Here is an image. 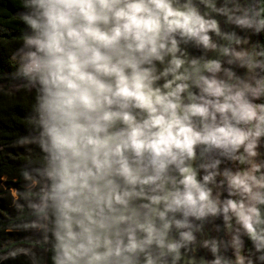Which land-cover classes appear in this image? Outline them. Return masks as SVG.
<instances>
[{
	"label": "water",
	"instance_id": "obj_1",
	"mask_svg": "<svg viewBox=\"0 0 264 264\" xmlns=\"http://www.w3.org/2000/svg\"><path fill=\"white\" fill-rule=\"evenodd\" d=\"M214 1L207 0L209 6ZM217 1L230 11L245 4L250 14L255 12L256 0ZM66 3L74 6L69 9ZM80 3L92 6V20L75 6ZM151 5L158 7L155 21L149 13ZM202 8L203 0H47L46 13H63L67 20L55 21L54 28L46 15L43 45L50 44L54 35L56 42L40 54L46 68L58 264H191L177 251L173 229L178 219H184L187 194L197 179L189 167L192 161L182 154V173L175 172L178 184L166 191L161 218L159 206L137 197L131 171L116 167L124 150L123 132L116 123L125 114L123 92L130 88L133 68L156 67L158 59L150 48L157 40L184 32V43L176 41L181 57L172 53L165 62L189 67L194 56L191 34L195 21L199 25L203 17L195 19L194 11ZM85 29L109 39H96ZM70 32L79 34L83 43ZM97 52L102 59L95 60ZM116 174L125 175L121 183L116 182ZM135 201L140 214L144 210L149 214L147 227L124 208Z\"/></svg>",
	"mask_w": 264,
	"mask_h": 264
},
{
	"label": "flooded vegetation",
	"instance_id": "obj_2",
	"mask_svg": "<svg viewBox=\"0 0 264 264\" xmlns=\"http://www.w3.org/2000/svg\"><path fill=\"white\" fill-rule=\"evenodd\" d=\"M157 8L151 5L149 9L154 21ZM198 15L203 17L199 25L195 21L191 34L194 56L189 67H174L165 62L172 53L181 57L176 41L181 39L184 43L182 32L151 46L150 53L158 59L156 67L133 68L130 88L123 92L125 114L116 123L124 139L116 167L130 170L137 197L156 204L161 212L166 191L178 184L175 172L182 173L179 161L184 154L192 161L189 167L197 175L190 191L194 198L189 199V192L186 198L194 212L188 203L185 206L192 214L188 217L195 234L190 235L178 219L177 229H173L177 251L191 264H232L227 232L229 209L225 205L231 202L226 200L230 195H238L233 190L228 194L226 184L229 175L237 178V142L245 135L242 121L248 110L249 93L258 86L254 75L259 67L260 27L256 7L254 14H250L245 4L230 11L221 1L209 6L203 0L201 12L194 11L195 19ZM251 66L255 67L248 76L247 68ZM245 84H249L246 93ZM124 176L116 174V182L121 183ZM165 177L169 178L163 184ZM215 178L220 179L224 190L223 198L216 201L212 190ZM124 208L147 227L149 214L145 210L140 214L136 201Z\"/></svg>",
	"mask_w": 264,
	"mask_h": 264
},
{
	"label": "trees",
	"instance_id": "obj_3",
	"mask_svg": "<svg viewBox=\"0 0 264 264\" xmlns=\"http://www.w3.org/2000/svg\"><path fill=\"white\" fill-rule=\"evenodd\" d=\"M46 3L47 0H0V237L28 231L25 239L0 247V254L19 244L34 249L30 256L16 257V264H58L45 76L37 78L26 70L27 62L32 60L29 45L34 39H39L36 57L43 52ZM255 7L260 27L259 67L254 75L258 86L249 93L242 130L249 140L251 125L259 124L262 165L255 177L262 180V188L250 229L240 233V217L231 233L232 240L234 233L239 236L245 264H264V0H256ZM33 137L36 141L29 150L17 148ZM236 169L239 182L241 167L236 164ZM42 201L46 207L37 210V203Z\"/></svg>",
	"mask_w": 264,
	"mask_h": 264
},
{
	"label": "rangeland",
	"instance_id": "obj_4",
	"mask_svg": "<svg viewBox=\"0 0 264 264\" xmlns=\"http://www.w3.org/2000/svg\"><path fill=\"white\" fill-rule=\"evenodd\" d=\"M252 43H253V40L250 41V44ZM29 46L32 48V51L30 53H32L31 59H33L36 57V46L33 43L30 44ZM22 53H25V51L21 52V54ZM253 61L254 60L252 58L250 62L251 65H253ZM44 67H45V64H44ZM254 67L255 66H251L247 68L248 73H249L248 76H250V73L252 74ZM244 87H245V93H246L247 89L249 88V84L248 85L245 84ZM245 101H247V98H246V95L244 94V103ZM240 125H238V127ZM251 128H252V132L250 135V139L247 140L245 135H242L238 139L239 142H237L238 147H239V156H240L241 179L239 182H237L236 180H234V177H232V175H229L227 178V184H226L228 194L230 193V190H233L238 195V196H234V198H232L230 195V198H227L226 200L229 201L230 199L231 202L229 203L227 201L228 203L227 205H225V207L229 209L227 210V214H228L227 232H228V238H229L230 246H231L230 259H231L232 264H245L244 258H243V252L240 247L239 240H238L239 236L234 233L233 240L231 237L232 230H234V228L236 227V221L240 217H242L241 229H240L241 234H245L248 231V227H250L252 224V219H251L250 225L249 226L246 225V219H247V214H248V207H247L246 199H248L251 196V193L249 192L246 186L247 184L246 176H247L248 167H252L251 175L254 181L258 183V185L260 184L259 185L260 188L262 184V180L261 179L257 180L255 177V174L258 168H260V166L262 165V152H261V144H260V137H259V124L256 122L254 125H251ZM35 141H36L35 137L29 138L26 141L22 142L20 145H18L17 148L22 149V151H27L35 143ZM257 143L259 144V147ZM255 148L256 149L260 148V156L257 161L254 158L255 157L254 151L256 150ZM249 153L251 154V156L248 158ZM214 180H215V183H212V190L214 193L213 200L216 201L219 198H223L222 193L224 192V190L222 188V184L220 183V179L218 178L216 181V178H215ZM260 188H256L254 190V193L256 192L257 196L259 194ZM10 191L14 196H16V192L14 189H11ZM45 207H46L45 201L39 202L36 205L37 210H42ZM26 234H28V231H21V232L15 231L8 238L0 237V243H1L0 247L2 248L11 242L20 241L22 239H25L27 237ZM33 251L34 249L31 246L19 244L13 249L8 250L6 253L0 254V264H16L14 262L16 257H19L21 255L30 256L33 253Z\"/></svg>",
	"mask_w": 264,
	"mask_h": 264
},
{
	"label": "clouds",
	"instance_id": "obj_5",
	"mask_svg": "<svg viewBox=\"0 0 264 264\" xmlns=\"http://www.w3.org/2000/svg\"><path fill=\"white\" fill-rule=\"evenodd\" d=\"M74 5L72 3H66L65 4V7L71 9ZM77 7L80 8L81 12L84 14V16L89 19V20H92L94 17L91 15V11H92V6L90 4H86V3H80V4H77L75 5ZM46 15H48L49 17V23H51L53 25V27L55 28V21H59L60 23H67V20H66V16L65 14L63 13H60V14H57V15H52L50 13H46ZM86 34L88 35H91L93 36L94 38L96 39H99V40H104V41H107L109 38L104 36L103 34L101 33H98L96 32L95 30H92V29H85L84 30ZM69 35H75L77 37V40L79 43H83V38L79 36V34L77 33H74V32H70ZM55 42H56V37L55 35L52 37L51 39V42L50 44L48 45H42V47H52V46H55ZM71 59V57H69ZM94 58L95 60H100L102 59V57L100 56V54L97 52V53H94ZM74 67V65H73ZM189 199H191V197H189Z\"/></svg>",
	"mask_w": 264,
	"mask_h": 264
},
{
	"label": "bare ground",
	"instance_id": "obj_6",
	"mask_svg": "<svg viewBox=\"0 0 264 264\" xmlns=\"http://www.w3.org/2000/svg\"><path fill=\"white\" fill-rule=\"evenodd\" d=\"M201 121H203V118L201 116ZM258 144V143H257ZM259 147V144H258ZM256 149V148H255ZM255 160L257 161L259 159L260 156V148L256 149L255 151ZM251 156V154H248V158ZM252 172V167H248L247 168V188L249 190V192L251 193V196L246 199V203H247V207H248V214H247V219H246V225L249 226L251 223V219H252V214L255 208V204H256V196L257 193H254V190L256 188H260V184L258 185V183H256L251 175ZM189 195L191 196V198H194L193 194L191 192H189ZM192 206V205H191ZM193 207V206H192ZM191 212H194V210L192 208H190ZM192 214H190V212H188V210L186 209L185 214H184V218L186 219H182L181 223L184 224L183 226L187 228V230L189 231L190 235H194L195 234V229L192 227V222L190 220V218L188 216L191 217Z\"/></svg>",
	"mask_w": 264,
	"mask_h": 264
},
{
	"label": "built area",
	"instance_id": "obj_7",
	"mask_svg": "<svg viewBox=\"0 0 264 264\" xmlns=\"http://www.w3.org/2000/svg\"><path fill=\"white\" fill-rule=\"evenodd\" d=\"M32 43L38 47L39 46V39L36 38L32 41ZM39 52V50H38ZM26 70L29 74L37 77V78H43L46 77V68L44 67L42 59L37 56L36 58L30 60L26 64ZM264 91V90H263Z\"/></svg>",
	"mask_w": 264,
	"mask_h": 264
},
{
	"label": "crops",
	"instance_id": "obj_8",
	"mask_svg": "<svg viewBox=\"0 0 264 264\" xmlns=\"http://www.w3.org/2000/svg\"><path fill=\"white\" fill-rule=\"evenodd\" d=\"M14 196V195H13ZM16 198V196H14ZM35 229V228H34ZM12 229H8V231H11ZM35 231H37V229H35Z\"/></svg>",
	"mask_w": 264,
	"mask_h": 264
}]
</instances>
